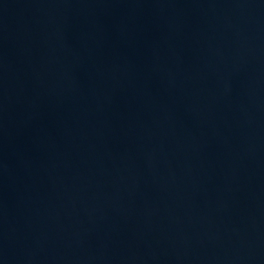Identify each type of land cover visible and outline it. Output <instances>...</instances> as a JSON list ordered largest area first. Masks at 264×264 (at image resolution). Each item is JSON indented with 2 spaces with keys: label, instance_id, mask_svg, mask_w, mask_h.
<instances>
[{
  "label": "water",
  "instance_id": "obj_1",
  "mask_svg": "<svg viewBox=\"0 0 264 264\" xmlns=\"http://www.w3.org/2000/svg\"><path fill=\"white\" fill-rule=\"evenodd\" d=\"M0 264H264V0H0Z\"/></svg>",
  "mask_w": 264,
  "mask_h": 264
}]
</instances>
